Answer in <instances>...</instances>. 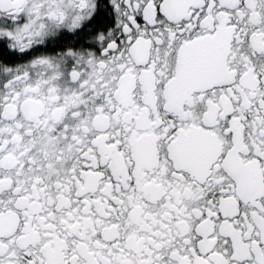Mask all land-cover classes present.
<instances>
[{
  "label": "snow or ice",
  "instance_id": "6c2138e0",
  "mask_svg": "<svg viewBox=\"0 0 264 264\" xmlns=\"http://www.w3.org/2000/svg\"><path fill=\"white\" fill-rule=\"evenodd\" d=\"M0 264H264V0H0Z\"/></svg>",
  "mask_w": 264,
  "mask_h": 264
}]
</instances>
